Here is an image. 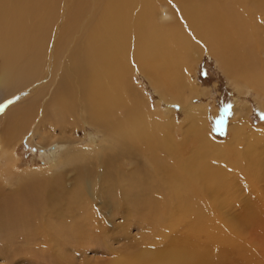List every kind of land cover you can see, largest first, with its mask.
Listing matches in <instances>:
<instances>
[{
    "label": "bare ground",
    "instance_id": "1",
    "mask_svg": "<svg viewBox=\"0 0 264 264\" xmlns=\"http://www.w3.org/2000/svg\"><path fill=\"white\" fill-rule=\"evenodd\" d=\"M161 6L171 17L161 11ZM199 46L207 47L227 75L264 92V0H0L3 65L23 67L48 82L49 78L54 82L53 73H61L58 86L52 88L43 106L38 107L36 99L16 110L8 107L5 117L0 116L4 117L3 143L18 140L23 136L19 132L23 124L41 118L43 113L47 124L64 131L65 127L78 126L75 115L80 111L82 123L103 137L100 147L91 149L66 151L68 146L56 143L45 148L54 168L89 163L94 174L91 182L87 178L71 179L72 185L63 189L64 204L58 209L52 204L47 210L40 206V216L30 215L28 205L21 204L24 200L15 198L28 231L24 245L33 243L39 235L47 252L57 249L64 262L69 257L64 256L68 248L80 251L93 240L113 256L96 264H220L226 257L213 248L217 236L224 253L226 249L248 253V247L235 242L238 231L241 233L252 220L228 218L224 212L228 205L225 195L231 188L228 178L233 177L226 165H218L225 166L221 169L212 163L221 147L207 137H199L198 148L188 159L180 160L182 147L172 140L170 123L150 114L141 102V107L136 104L138 97L130 85L131 76L140 72L161 90L166 88V94L173 89L168 96L182 102V88L195 89L188 69L189 61L199 58ZM8 101L2 103L0 111ZM188 116L191 130L197 133L201 124L196 116ZM242 130L238 125L230 128L235 137L243 136ZM114 148L122 151L117 153L122 157L121 165L105 158ZM259 150V156L245 152L241 154L243 160L235 162L246 179L252 177L251 185L262 178L259 169L264 171V146ZM99 166L102 168L97 171ZM3 175L0 170V177ZM40 185L36 189L25 187L30 194L34 192L38 203L47 188L51 192L60 182ZM5 200L7 197L1 195L0 227L5 226L1 218L17 207L14 200ZM108 202L123 221L112 229L129 230L138 225L143 232L138 242L122 250L109 247L105 241L109 229L100 216L102 209L110 206ZM155 226L160 236L152 234ZM174 227L183 236L173 233ZM155 238L174 242L160 247L152 243ZM80 264L90 262L85 258Z\"/></svg>",
    "mask_w": 264,
    "mask_h": 264
},
{
    "label": "rangeland",
    "instance_id": "2",
    "mask_svg": "<svg viewBox=\"0 0 264 264\" xmlns=\"http://www.w3.org/2000/svg\"><path fill=\"white\" fill-rule=\"evenodd\" d=\"M161 11L166 15L169 14L165 6H161ZM168 16L171 17L170 14ZM170 21L171 20H166L165 23H169ZM202 46H199V48L201 47L200 49L198 48L199 58L197 60H193L192 58L189 61V79L195 89L193 91L189 90L187 87L182 88L180 93L183 98L182 102H180V100H173L168 96L173 89L166 94V88L165 90H161L156 83H152L143 74L137 72L130 78L131 88L137 95L136 97H138L135 103L140 106L141 102L150 114L160 115L166 122L170 123V129L168 130L170 133L172 131L171 135H173V138H171L176 144L178 143L177 145L181 144L180 147H182V151L179 152L180 157L178 156L180 160H184L185 158L188 159L198 148L199 137H207L212 140L214 145L221 147V153L218 151L219 156L212 158V163L215 167L221 169L225 166L218 165H226L227 173L233 177V179L228 178L231 188L229 192L226 193L228 195H225V197H228L226 199L228 205L227 207L225 206L224 212H226L228 218L237 216L238 219L249 218L252 221L247 222V226L240 227L241 233L238 231V237L235 242L244 247H248L247 249L249 250L247 254H237L233 249H226L224 253L217 243L219 241L216 242V240H219L218 236L215 239L213 248L217 250L220 255L226 257V260L220 264H264V171L262 167L259 169L261 170L259 173L262 175V180L260 179L256 184L251 185L250 178L252 177L246 179L235 167V162L243 160L241 159L243 157L241 154L245 152H249V154L254 152V154L258 156L261 154L259 149L264 146V92L252 89L248 85L245 86L239 78L227 75L216 62L215 57L208 51L207 47ZM59 74L61 76L60 72ZM59 74L56 75L53 73L54 82L50 78L48 82V80L38 78L31 74L23 67H18V69L16 67H5L0 58V106L3 102L10 100L7 102L8 106L6 105L7 107H4V109L0 111L2 112L0 116L3 115L5 117V111H9L10 108L16 110L22 106V103L24 105L25 102L30 103L32 100L36 99L38 103L37 106L39 107L41 104L43 106L44 103H47L50 99V93L58 86V80H60ZM159 89L161 91H159ZM162 91H165V94L161 93ZM38 93L39 95L42 94L43 97L41 96V98H38ZM18 96L20 97L18 98ZM14 97L16 99L12 101ZM190 113L193 117L196 116L195 119L201 124V127L198 128L200 130H197L198 135L194 130H191L188 118ZM4 117L0 118V136L1 128L4 124ZM36 118L23 124L21 130H19L23 136L16 140V143L14 141L3 143L4 140L2 141L0 137V170L4 173V175L0 177V188L2 187V193L8 199L5 201L9 202L14 200V202H16L15 204H17L18 201L15 200L20 197V199L22 198L21 200H24L21 204L28 205L27 210H30V215L38 214V216H40L42 214V207L40 206L46 209L52 204L54 208L64 204H62L65 194L63 189L70 187L69 185H72V182H74L72 180H74L75 177L87 178L88 182H91L93 178L92 174H94L92 173L93 169L88 166L89 163H82V166L80 163L71 165L68 163L71 167L67 168L61 165L60 168H54L55 163L52 158H48L49 152L46 151L45 148L56 143L57 145L65 144L68 146L66 147V151H70L71 149H91L97 146L100 147L103 137L101 134L96 133V130L91 126L82 123L83 114L80 111L75 115V118L79 119L78 122L80 126L78 124L75 129L65 127L64 131H60L57 127H52L51 123L47 124L44 113L41 114V118ZM237 125L243 129L242 132L244 135L241 137L233 136L230 131L232 126L235 127ZM112 151H109L108 154L105 155V158L109 159L110 162L114 160L115 163H120L121 165L122 157L119 158L117 153L118 151H122L116 148ZM220 154L223 155L220 156ZM238 158L240 159L239 161ZM169 161V163L172 162L171 157ZM242 162L244 163V161H241V163ZM98 164H101V160ZM73 167L74 170L72 169ZM100 168H102V166L97 167V171H99ZM125 169H128V167ZM97 171L96 174L100 175ZM17 176H19L21 181L18 178V181L13 180ZM53 180L55 181L53 182ZM56 181H58V183L60 182V185H56L51 192L49 191L51 188H47L48 192H46L48 194L45 193V195L43 192V195L41 194L39 196V199L41 198L39 203L35 199L36 196L34 192L30 194L29 189H36L34 188L36 186L41 187V182H46V185H49L56 183ZM25 187H29V189L26 190ZM42 188L45 187L43 186ZM260 190L263 191L261 192ZM259 191L261 192L260 194ZM60 192L61 196L58 197ZM2 193L1 195H3ZM58 200L61 201L58 202ZM108 203H110V206H108L107 209L104 207L100 216L103 220V224L105 226L107 225L106 227L109 229V236L105 238L109 247H112L111 249L120 248V250H122L123 247L138 242L143 233L137 229L138 225L130 226L129 230L123 229L118 231L112 229L113 227L120 226L123 221L122 218L119 217V214L115 215L116 208L112 207L113 204H111V202ZM35 206L37 208H35ZM39 207L41 209H38ZM18 208L19 206L17 204V207L12 210V213L6 214L8 217L1 218V222H5V226L0 227V264H80L85 258L90 264H96L98 261H109L113 257L106 251L105 247L103 248L100 245H96L97 243L95 242L94 244L92 242L93 240L89 241V243H91L88 246H83V249L80 251L77 249L73 251L72 248L70 249L67 247V254L63 253L65 257L69 256L65 259L67 262L61 261L60 258L63 259L64 257H62L61 252H58L57 249L52 248L47 252L48 248L45 247L39 235V237L37 236L38 238L34 237L33 243L30 242L27 246L24 245L26 243L23 241L25 238H28V231L26 229L27 227L23 226L26 221L24 216H22L23 218L20 217L21 214ZM38 210L40 211L38 212ZM0 212L3 211L1 210ZM103 212L106 214H102ZM25 213L26 211L24 214ZM46 213L47 212H45V214ZM46 217H48L49 221L51 220L48 215H46ZM5 219L10 220V223H6ZM186 219L187 218L183 220L185 221ZM11 224L15 225V227H12ZM152 231L153 235L160 236L162 234L156 226ZM119 232H122V234ZM173 233L182 235L180 229L176 230L175 227ZM173 233L172 235H176ZM144 234L146 233L144 232ZM144 234L143 236L146 237ZM110 235L111 238H109ZM112 237L119 238L118 240H113ZM172 242L169 239L160 241L158 238H155L152 243L161 247ZM10 243H12L11 246ZM53 252L55 253L53 254Z\"/></svg>",
    "mask_w": 264,
    "mask_h": 264
}]
</instances>
